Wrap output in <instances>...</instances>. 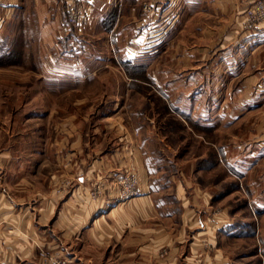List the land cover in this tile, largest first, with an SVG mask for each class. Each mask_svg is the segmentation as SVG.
<instances>
[{
  "label": "rangeland",
  "instance_id": "374dc122",
  "mask_svg": "<svg viewBox=\"0 0 264 264\" xmlns=\"http://www.w3.org/2000/svg\"><path fill=\"white\" fill-rule=\"evenodd\" d=\"M63 1L70 27L80 37H88L86 28L92 26L93 15L84 0L69 4L68 0H49L50 18ZM18 2L22 8L12 19L4 10L0 12V153L9 151L18 171L26 170L35 185L41 181V150L53 155L54 141L69 124L91 138L89 148L117 146L118 133L124 130L117 132L110 120L120 115L132 134L136 128V142L160 205H169L177 213L182 211L179 198L186 197L191 206V199L200 192L199 206H191L198 211L199 229L213 223L221 209L235 211L238 221L245 222L248 197L262 198L264 174L254 168L262 160L258 137L264 126V93L251 97L252 93L241 92L244 79L225 73L227 61L222 64L223 74L215 76L211 57L186 59L190 52L219 53L210 40H128L125 50L136 51L131 54L121 53V46L101 40L100 34L97 40H57L55 36L42 40L34 1ZM149 2L156 4L143 1L145 18L144 5ZM73 9L82 11L84 22L70 21ZM156 11L157 5L147 19L153 20ZM214 82H219L217 88ZM115 100L121 105L116 112L112 109ZM257 150L253 159L250 152ZM127 178L136 177L125 174L120 179L121 196L139 195L137 178V194L124 193L121 182ZM97 193L99 187L93 195ZM233 238L231 257L236 255L240 262L249 242L254 252L242 261L253 257L257 264H264L260 238L252 243ZM201 239L208 245L207 234Z\"/></svg>",
  "mask_w": 264,
  "mask_h": 264
},
{
  "label": "crops",
  "instance_id": "0c3cea01",
  "mask_svg": "<svg viewBox=\"0 0 264 264\" xmlns=\"http://www.w3.org/2000/svg\"><path fill=\"white\" fill-rule=\"evenodd\" d=\"M3 1L0 12L4 10L11 19L22 8L18 0ZM33 1L42 40L53 36L97 40L100 34L101 40H111L127 54L136 52L125 50L128 40H210L219 53L190 52L186 59L211 57L215 76L223 74L222 64L227 61L225 73L244 79L241 92L252 93L251 97L264 93V21L248 13L258 0H154L153 20L144 17L146 0H84L93 15L92 26H86L88 37H80L66 21L65 1L52 18L49 0ZM259 79L263 81L255 84ZM219 82H214L216 88ZM127 88L131 91L129 83ZM119 108L115 100L112 109ZM122 120L120 115L110 120L117 132L124 131L118 133L117 146L108 149L89 148L91 138L69 124L54 141L53 155L41 150V181L36 185L26 170H17L9 151L0 153V264H59L61 260L67 264H257L253 257L242 261L254 252L249 242L240 262L236 255L231 257V245L233 237L251 243L260 238L259 249L264 252V184L261 199L248 197L244 223L235 211L221 209L213 223L199 229L198 211L191 206H199L197 197L202 194L197 192L191 206L186 197L179 198L182 211L177 213L169 205H160L136 142V128L132 134ZM260 133L262 160L254 170L264 174V126ZM258 151L250 152L253 159ZM125 174L138 179L139 195L121 196L119 181ZM97 187L100 193L93 195ZM206 234L208 245L201 239Z\"/></svg>",
  "mask_w": 264,
  "mask_h": 264
},
{
  "label": "built area",
  "instance_id": "2783aa9c",
  "mask_svg": "<svg viewBox=\"0 0 264 264\" xmlns=\"http://www.w3.org/2000/svg\"><path fill=\"white\" fill-rule=\"evenodd\" d=\"M72 8H75V5H72ZM156 4L154 2L145 3L144 5V12L146 13L147 17L151 18V16L155 13ZM249 15L255 19L260 21H264V0H258L248 11ZM70 21L74 24H81L85 21L84 14L82 11L72 10L70 14ZM125 185L124 193L134 192L137 194V191H134V187L136 185V178H127L121 182ZM124 195V194H123ZM60 264H67L65 260H63Z\"/></svg>",
  "mask_w": 264,
  "mask_h": 264
}]
</instances>
